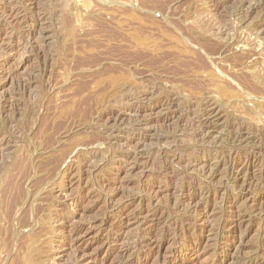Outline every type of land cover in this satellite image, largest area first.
<instances>
[{"label":"rangeland","instance_id":"1","mask_svg":"<svg viewBox=\"0 0 264 264\" xmlns=\"http://www.w3.org/2000/svg\"><path fill=\"white\" fill-rule=\"evenodd\" d=\"M129 1L0 0V264H264L261 0Z\"/></svg>","mask_w":264,"mask_h":264},{"label":"bare ground","instance_id":"2","mask_svg":"<svg viewBox=\"0 0 264 264\" xmlns=\"http://www.w3.org/2000/svg\"><path fill=\"white\" fill-rule=\"evenodd\" d=\"M124 1H129V0H124ZM129 2H130V1H129ZM132 2H133V1H132ZM126 3H127V2H126ZM134 4H135V3H134ZM260 4H261L260 6H262V5L264 6V0H261V1H260ZM260 6H259V7H260ZM263 6H262V7H263ZM116 12H117V11H116ZM125 12H127V11H125ZM123 13H124V12H123ZM138 13H139V12H138ZM239 13H240V12H239ZM125 15H126V13H125ZM130 15H131V14H130ZM130 15H129V16H130ZM118 16H120V15H118ZM196 16H197V15H196ZM132 17H135V15L132 14V15H131V18H132ZM149 17H150V16H149ZM150 18H151V17H150ZM196 18H197V17H196ZM193 19H194V18H193ZM123 20H124V19H123ZM140 20H141V19H140ZM195 20H196V19H195ZM141 21H142V20H141ZM129 22H130V21H129ZM203 22H204V21H203ZM207 22H208V21H207ZM130 23H131V22H130ZM147 23H148V21H147ZM149 23H150V22H149ZM197 23H198V21H197ZM100 24H101V23H100ZM192 24H194V21H193ZM225 24H226V23H225ZM139 25H140V24H139ZM148 25H149V24H148ZM198 25H201V23H200V24L198 23ZM202 25H204V23H203ZM100 26H101V25H100ZM146 26H147V24H146ZM149 26H150V25H149ZM192 26H193V25H192ZM195 26H196V24H195ZM224 26H225V25H224ZM125 27H126V26H125ZM140 27H141V26H140ZM202 27H203V26H202ZM118 28H119V27H118ZM143 28H144V27H143ZM192 28H193V27H192ZM215 28H216V27H215ZM218 28H219V27H218ZM121 29H122V28H121ZM132 30H133V29H132ZM200 31H201V30H200ZM206 31H207V30H206ZM225 31H226V30H225ZM141 32H142V31H141ZM122 34H123V33H122ZM161 34H162V33H161ZM163 34H164V33H163ZM165 34H166V33H165ZM203 34H204V33H203ZM150 35H151V34H150ZM166 35H168V33H167ZM126 36H127V35H126ZM119 37H120V36H119ZM131 37H132V36H131ZM134 37H135V36H134ZM140 37H141V36H140ZM127 38H128V37H127ZM178 39H179V38H178ZM123 40H124V39H123ZM133 40H134V39H133ZM120 41H121V40H120ZM126 41H127V40H126ZM139 41H140V40H139ZM127 42H128V41H127ZM129 42H130V41H129ZM133 43H134V42H133ZM131 44H132V43H131ZM124 45H125V44H124ZM129 45H130V44H129ZM141 45H142V44H141ZM137 46H138V45H137ZM221 47H222V46H221ZM225 47H226V46H225ZM130 48H131V47H130ZM210 49H211V48H210ZM210 49H206V50H210ZM216 50H217V49H216ZM218 51H219V50H218ZM38 53H39V52H38ZM104 53H105V52H104ZM152 53H153V52H152ZM152 53H151V54H152ZM218 53H219V52H218ZM98 54H99V53H98ZM164 54H165V53H164ZM221 55H222V54H221ZM155 56H156V55H155ZM208 56H209V55H208ZM122 61H123V60H122ZM125 63H126V62H125ZM253 67H254V66H253ZM205 68H206V67H205ZM254 68H255V67H254ZM207 69H208V68H207ZM207 69H206V70H207ZM207 71H208V70H207ZM247 72H248V71H247ZM248 73H249V72H248ZM111 80H112V82H113L114 79H111ZM122 81H123V79H122ZM123 82H124V81H123ZM240 82H241V81H240ZM109 83H110V82H109ZM121 83H122V82H121ZM121 83H120V84H121ZM124 83H125V82H124ZM242 83H243V82H242ZM111 84L113 85V87H120L119 82H118L117 84H116V83H114V84L111 83ZM111 84H110V85H111ZM122 84H123V83H122ZM122 84H121V86H122ZM107 85H108V84H107ZM107 85H105V86L107 87ZM102 86H103V85H102ZM105 86L103 87L104 89H105ZM128 86H130V85L128 84ZM128 86H127V88H128ZM239 86H240V85H239ZM108 87H109V85H108ZM108 87H107V88H108ZM110 87H111V86H110ZM123 87H124V86H122V90H123ZM124 89H125V88H124ZM106 90H107V89H106ZM119 90H121V89H119ZM127 90H128V89H127ZM108 91H109V90H108ZM124 91H125V90H124ZM101 92H102V89H100L99 93H101ZM112 92H113V91H112ZM139 92H140V91H139ZM142 92H143V91H142ZM242 92H243V91H242ZM113 93H114V92H113ZM113 93H112V94H113ZM115 93H116V92H115ZM124 93H125V92H124ZM130 93H131V91H130ZM144 93H145V92H144ZM236 93H237V92H236ZM91 94L94 95L95 93H91ZM96 94H97V92H96ZM96 94H95V95H96ZM116 94L118 95V93H116ZM119 94H121V93H119ZM93 95H92V97L95 96V95H94V96H93ZM125 95H126V94H125ZM128 95H130V94H128ZM128 95H127V97H128ZM138 95H139V94H138ZM89 96H90V94H89ZM97 96H98V95H97ZM102 96H103V95H102ZM114 96H115V95H114ZM130 96H131V95H130ZM115 97H117V96H115ZM122 97H123V96H122ZM85 98H86V97H85ZM85 98H84V99H85ZM99 98H100V97H99ZM117 98H119V97H117ZM124 98H125V97H124ZM89 99H90V97H89ZM95 99H96V98H95ZM106 99H107V97H106ZM91 100H93V99H91ZM97 100H98V99H97ZM123 100H124V99H123ZM123 100H122V101H123ZM125 100H126V99H125ZM128 100H129V99H128ZM130 100H131V99H130ZM82 101H83V100H82ZM82 101L79 102V103L82 104ZM84 101H85V100H84ZM84 101H83V102H84ZM88 101H89V100H88ZM93 101H94V100H93ZM98 101H99V100H98ZM86 102H87V100H86ZM113 102H116V101H113ZM126 102H127V101H126ZM109 103H110V101H109ZM119 103H121V102H119ZM204 103H205V102H204ZM85 104H86V103H85ZM114 104H117V102L114 103ZM162 104H164V103H162ZM206 104H207V103H206ZM83 105H84V103L81 105V107H82ZM87 105H88V104H87ZM95 105H96V104H95ZM194 105H196V104H194ZM99 106H101V105L99 104ZM78 107H79V106H78ZM84 107H85V105L83 106V108H84ZM75 108H76V107H75ZM86 108H87V107H86ZM86 108H84V109H86ZM73 109H74V108H73ZM78 109H79V108H78ZM84 109H83V110H84ZM81 110H82V108L80 109V111H81ZM84 112H85V111H84ZM87 112L89 113V110H87ZM87 112H86V113H87ZM194 112H195V111H194ZM204 113H205V112H204ZM208 113H209V112H208ZM83 115H84V114H83ZM85 115H86V114H85ZM202 115H203V114H202ZM203 116H204V115H203ZM208 116H209V115H208ZM69 117H70V116H69ZM192 117H193V116H192ZM194 117H195V116H194ZM197 117H198V116H197ZM205 117H206V116H205ZM187 118H188V117H187ZM200 118H202V117L200 116ZM206 118H207V117H206ZM197 119H198V118H197ZM205 121H206V120H205ZM9 122H10V121H9ZM137 122H139V121H137ZM202 123H203V122H202ZM137 124H138V123H137ZM1 125H2V124H1ZM11 125H12V124H11ZM233 125H234V124H233ZM70 126H71V125H70ZM201 126H202V125H201ZM137 127H138V126H137ZM233 127H234V126H233ZM4 128H5V127H4ZM68 128H69V127H68ZM237 128H238V127H237ZM206 129H207V128H206ZM234 129H235V128H234ZM11 130H12V129H11ZM135 130H136V129H135ZM139 130H140V129H139ZM246 130H247V129H246ZM0 131H1V128H0ZM236 131H237V130H236ZM3 132H4V131H3ZM106 132H107V131H106ZM205 133H206V132H205ZM9 134H10V133H9ZM243 135H244V134H243ZM1 136H2V135H1ZM1 136H0V137H1ZM8 136H9V135H8ZM206 137H207V136H206ZM240 137H241V136H240ZM237 138H238V137H237ZM2 139H3V138H2ZM242 139H243V137H242ZM247 139H248V138H247ZM247 139H246V140H247ZM249 139H250V138H249ZM249 139H248V140H249ZM255 139H256V140H255ZM0 140H1V139H0ZM248 140H247V141H248ZM250 140H252V141H256V142L258 141L257 143L255 142V143H256V146H258V148H260V149H262V148L264 149V139H258V138L255 136V134H254V135H252V137H251ZM4 141H6V140L4 139ZM9 141H10V140H9ZM0 142H1V141H0ZM245 142H246V141H245ZM2 143H3V142H2ZM238 143H239V141H238ZM6 144H7V143H6ZM232 145H233V144H232ZM252 145H253V142H252ZM4 146H5V145H4ZM231 151H232V150H231ZM261 152H264V151H262V150H259V151H258V150H257V152H255V153H256V154H255V158H253V159L258 160V159H257L258 154H260ZM66 156H67V155H66ZM262 156H263V155H262ZM65 158H67V157H65ZM249 159H250V158H249ZM251 159H252V158H251ZM253 159H252V161H253ZM223 160H224V159H223ZM58 161H60V160H58ZM248 162H249V161H248ZM251 163H252V162H251ZM66 170H67V169H66ZM200 196H201V195H200ZM202 196H203V195H202ZM22 256H23V255H22ZM19 257H20V256H19ZM21 258H23V257H21ZM21 258H20V259H21ZM31 259H32V258H31ZM17 260H18V259H17ZM34 260H35V259H34ZM34 260H33V261H34ZM19 261H21V260H18V262H19ZM16 262H17V261H16ZM24 262H25V261H23L22 264H24ZM11 264H12V263H11Z\"/></svg>","mask_w":264,"mask_h":264}]
</instances>
